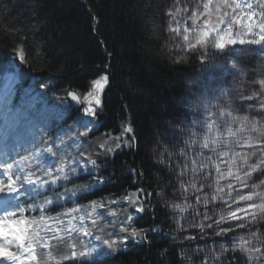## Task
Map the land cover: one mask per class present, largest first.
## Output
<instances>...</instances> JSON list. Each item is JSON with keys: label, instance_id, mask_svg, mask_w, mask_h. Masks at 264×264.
Masks as SVG:
<instances>
[{"label": "trees", "instance_id": "trees-1", "mask_svg": "<svg viewBox=\"0 0 264 264\" xmlns=\"http://www.w3.org/2000/svg\"><path fill=\"white\" fill-rule=\"evenodd\" d=\"M158 2L0 0V163L5 157L10 163L47 146L43 141L51 144L54 140L60 148L56 157L45 154V171L54 170L61 158L80 159L81 152L90 154L102 165L93 169L91 175L81 171L69 181H60L53 190L41 195L21 196L20 207L26 209L24 216L38 219L44 198L55 199L54 193H58L65 199L48 205L43 212L45 217H57L92 200H104L107 204L112 199L119 201L108 205L120 214L119 220L132 215L133 227L155 229L147 232V242L130 239L114 255L72 261L61 258L70 253V244L75 243L80 250L81 234H64L63 229L69 227L67 216L60 217L62 225L46 220L53 231L40 233L42 243L47 242L49 247L36 246L37 264H57V261L61 264H205V261L214 264V254L222 246L231 249L237 244L228 236H209L212 229L201 232L199 227H193L211 223L217 230L214 221L227 213L221 209V199L212 202L213 195L221 197V192L215 189L218 163L201 147L207 136L206 127L200 123L196 92L189 83L204 62L198 61V56H191L186 63H175L160 55L158 41L163 32V14ZM18 47L23 48L24 63L15 52ZM105 75L108 82L99 96L98 122L89 137L78 140L75 134L83 130L78 121L92 118L82 113L83 105L79 109L72 107L66 93L73 90L83 98L92 90V81ZM126 123L133 129L134 147L128 142L130 146H122L115 154L99 149L98 144L106 134L120 137ZM179 129L184 130L183 135L178 133ZM193 139L196 144H190ZM184 166L183 175H191L189 181L196 188L203 186L200 192L191 186L195 194L187 192V199L182 198L184 186L177 180L178 173L175 174V169ZM30 170L41 179H48L35 162ZM97 179L105 183L96 184ZM90 181L95 186L86 192L75 197L66 192ZM137 189H143L138 194V203L145 207L141 213L135 211L136 205L123 199ZM205 196L210 201L207 206L203 203ZM33 204L35 208L28 207ZM173 204L180 207H169ZM98 211L104 212L111 225L115 218L107 214V208ZM82 214H72L77 217L73 221L77 227L81 226L78 218ZM205 216L211 219L206 220ZM263 223L238 228L237 232L245 238H250V232L264 236ZM99 224L104 227L105 221L102 219ZM83 226L90 236L102 233L87 219ZM57 228H61L59 234L63 239H51ZM116 229L119 230L118 225ZM179 232H191L196 239L190 244L181 241ZM254 244L261 246L259 242ZM224 255L228 258L225 264L232 261L233 255L237 259L232 264H246L240 252L229 251ZM49 257H53V262Z\"/></svg>", "mask_w": 264, "mask_h": 264}, {"label": "snow or ice", "instance_id": "snow-or-ice-1", "mask_svg": "<svg viewBox=\"0 0 264 264\" xmlns=\"http://www.w3.org/2000/svg\"><path fill=\"white\" fill-rule=\"evenodd\" d=\"M177 2H179V0H177ZM189 12L190 15L183 16L184 23L181 24L177 16H180L181 13ZM168 14L173 17V21L169 23V30L180 35L182 28L184 42L182 46H186V49L189 51L204 49V56H207L209 49H213L217 52H225L236 44L244 45L247 43L264 45V0H202L201 3H196L191 7L185 6L183 9L178 7L175 13L169 10ZM188 20L191 21V25L187 24ZM173 22L176 24L175 27H173ZM245 37L252 38L245 39ZM15 52L21 63H24L25 56L23 48L18 47L15 49ZM179 62L180 61H177V63ZM201 62L203 63V59ZM233 66L235 67V64H233ZM107 82V75L92 81L96 91H89L83 95V98L76 92H67L66 95L70 97L72 101L83 105V114L92 118L86 121H78L80 127L83 129L82 131L78 130L75 134L78 140L81 137H89L98 122V109L101 108V99L97 93L103 90ZM256 83H259L261 92H264V80H260ZM41 87H44V85H41ZM255 98H259L260 100L259 110L264 111V97L260 96V92L253 91L251 95L240 96L241 100H253ZM213 115L231 117V122L233 123L239 120L242 130L248 129L250 132L257 134L255 137L249 136V141L256 140L257 143L264 144V122H261V120H252L249 122L247 116H234L232 110L228 107L219 108L216 113L208 112L209 117ZM214 124L215 122L208 124L209 130L214 127ZM132 131L133 129L131 126L124 127V133H131ZM183 131V129H179L178 133L183 135ZM229 132H231L230 126ZM56 139H59V137ZM102 139L103 142L99 143L98 147L106 154H115L122 146H130L127 141L122 145L120 137H109L106 134ZM109 140H111V143H109ZM132 140H135L134 136ZM43 143L47 146L36 148L28 155L20 156L19 159H13L10 163L7 157H5L4 162L0 163V193L6 194L0 196V211L3 212V215L0 216V264H37V256L35 255L36 246L49 247L47 242L42 243L43 237L40 233L53 231L45 223L46 220H52L58 225H62L63 221L60 217H69V227L63 229V232L65 235L70 236L73 232H80L82 230L81 227H77V225L73 223V221L77 220V217L72 214L79 212L83 213L78 218L81 226L84 225L87 219L90 221L92 227L104 232L105 227H108L109 224L105 218L104 212L98 211V209L107 208V214L115 218L111 222L112 231L108 233L111 238L101 241L100 236L95 237V239L101 241L103 245V248H101L99 252H97L95 246L89 250L83 241H81L80 250H77L78 246L75 243L70 244V253L64 255L61 258L62 260L80 261L82 258L92 257L94 253H96L97 257H104L108 255V252L103 250L104 248L111 252H115L118 245H126L130 239L136 243L147 242V232L155 231V229L133 227L132 215H128L124 221L119 220L120 214L108 206L109 204H118L119 201L117 200L109 199L107 204L104 200H92L89 201L88 205H79L67 209L65 212L59 213L57 217H45L43 212L48 205L65 199V196L54 193L55 199L46 196L43 203L39 205L42 214L38 219L24 216L26 209L20 207L21 200L19 198L21 196L31 197L33 194L37 196L41 195L46 190H53L60 181H69L71 177H75L81 171L91 175L93 169H99L102 166L98 163L96 158H92L90 154L85 155L81 152L80 159L73 158V160L66 161L61 158L54 170L49 168V170L45 171L43 167L45 154L56 157L60 145L56 144L54 140L51 144H48L47 141H43ZM61 143H63V141H61ZM81 143H83V141H81ZM196 143L197 141L195 139L190 141V144ZM227 144L228 141L225 140L224 145L227 146ZM246 146L251 148L253 144L249 142ZM201 147L211 152L218 153L220 163L227 165L226 174L220 168L219 164L216 165V172L219 174L220 179L234 176L232 166L236 164L235 156L239 155V153L232 154L230 151H220L221 143L219 135L212 139L206 136ZM230 155L232 157L231 159H224L230 157ZM168 158L171 159V155H169ZM209 159H211V157H209ZM249 159L250 157L244 156V164H247ZM33 162L39 166V170L43 171L44 176L48 177V179H41V177L36 176V174L30 170L33 166ZM52 162L56 163L55 160ZM159 162L161 164L164 163L163 160ZM261 163H264V161L251 165L249 170L244 172V176L247 179H251L253 173L259 172L264 174V168L260 167ZM66 167L69 168L68 171L65 170ZM202 167H207V165H203ZM26 169L28 171H26ZM184 170H186V166ZM184 170L181 171V175L184 174ZM131 171L135 173L134 169ZM238 172L239 168L237 169V173ZM235 176L237 180H240L238 174H235ZM95 183L103 184L105 181L103 179H97ZM218 183L219 181H217V184ZM94 186L95 185L90 181L84 186L66 189V192H70L71 195L75 197L77 193L86 192ZM191 186L198 192L202 191L203 188V186L196 188L195 184ZM242 186L249 187L246 181H242ZM227 187L229 190H234L231 183H229ZM251 187L253 189L264 188V180L259 184H252ZM216 191L223 192L224 189L217 187ZM141 192H143V189H137V192L123 197L124 201L128 204L136 205L135 211L137 213L145 211L144 205L138 203V194ZM146 195L151 196L152 193H147ZM157 195H162V193H157ZM238 197V200H233V203L238 204L240 201L258 202H253L248 205V208L252 210L251 212L244 208H237L235 211L230 210L227 216L221 215L219 219H216L214 221L216 229H218V231L214 229V234L216 236L225 237L229 232H233L234 228L231 221H245V217H248L246 222L236 225V227L239 228H246L248 225L264 221V190L252 191L246 195H240L238 193ZM217 199L223 200V197H217L216 195L212 196V202H215ZM199 202L200 197L198 196L197 203ZM209 202L207 196H205L203 201L204 205L207 206ZM225 203L227 202L225 201ZM28 207L35 208L36 205H28ZM169 207L179 208L180 206L173 204L169 205ZM186 207H191V205H186ZM230 207L229 205V208ZM181 211H184V209H181ZM238 212H243L244 216L238 215ZM197 215H199V213H197ZM102 219L105 221L104 227H100L99 224V221ZM205 219H211V217L205 216ZM117 225L119 226V233L116 232ZM224 225L227 226L225 227ZM193 227H199L201 232H203L205 228L213 229V224L209 223L205 225L201 223L199 225H193ZM60 232L61 228H57L51 239H63V236L59 234ZM84 235L87 236L89 233L84 231ZM249 236L250 238H245L243 236L237 238L234 236L233 240L235 241L238 239L239 243L231 249L222 246L221 251L214 254V264L215 262L225 264L228 258L224 254L229 251L232 253L240 252L247 259L248 264H260L261 261H264V236L258 235L257 232H250ZM187 239L194 240L196 237L189 236ZM254 241L259 242L261 246L256 247ZM236 259L237 257L233 255L232 261ZM232 261H229V264H232ZM57 264H61V262L57 261ZM205 264H207V261H205Z\"/></svg>", "mask_w": 264, "mask_h": 264}, {"label": "rangeland", "instance_id": "rangeland-1", "mask_svg": "<svg viewBox=\"0 0 264 264\" xmlns=\"http://www.w3.org/2000/svg\"><path fill=\"white\" fill-rule=\"evenodd\" d=\"M201 2L202 0H179V2H177V0H159L158 4L163 14V32L158 41V51L163 58L175 63H177V61H180L179 63H186L190 60L191 56H198V61H202L203 59L204 63L201 64L202 68L198 69V72L193 75L191 81L189 82L190 86L193 87L194 92L197 94H195L194 99L196 100L197 105L200 107V123L206 127V135L210 139L219 135L221 143L220 151H230L232 154L239 153V155L235 156L236 164L232 166V171L234 173L233 177L220 179L219 174L217 173L216 182L219 181L217 187L224 189V191L221 192V197H223V200H221V209L222 211L226 209L227 213L230 210L235 211L237 208H244L251 212L252 210L248 208V205L258 201H240L237 204L233 203V200H238V193L240 195H246L252 191L264 190V188L253 189L251 187L252 184H259L262 180H264V174L259 172L253 173L251 179H247L244 176V172L248 171L251 165L264 161V144L257 143L256 140L249 141V136L255 137L257 134L250 132L248 129L242 130L240 128L239 120L233 123L231 122V117H219L217 115L209 117L208 112H214L215 109L217 112L219 108L228 107L232 110V114L234 116H247L249 118V122L252 120H261V122H264V111L259 110V98H255L253 100L240 99L241 95H251L253 91L260 92V96L264 97V92H261L259 83H256L260 80H264V45L247 43L244 45L236 44L231 46V48L225 52H217L213 49H209L207 56H204V49L194 51L187 50L186 46H182L184 45L182 28L180 35H177L175 32L169 30V23L170 21H173V17L168 13L169 10L175 13L176 8L178 7L183 9L185 6L191 7L196 3ZM186 15H190V12L181 13L180 16H177V19L181 21V24L184 23L183 16ZM187 24L191 25V21L188 20ZM175 26L176 24L173 22V27ZM251 38L252 37H245V39ZM233 64H235V67ZM91 91H96L94 85ZM100 93L101 91L97 94L100 96ZM213 122H215L214 127L209 130L208 124ZM125 126H129V124L126 123L122 127L123 133L120 138L122 139V137H125L124 141L121 142L122 145L125 141H132V132L124 133ZM229 126L231 128V132H229ZM225 140L228 141L227 146L224 145ZM249 142L253 144V147L250 148L246 146ZM209 152L211 153L210 156L216 159V163L219 164L220 168L226 174L227 165L220 163L218 159V153L211 151ZM244 156L250 157L247 164H244ZM231 158L232 157L230 155V158L226 157L224 159L228 160ZM260 167L264 168V163H261ZM184 168L185 166L181 169H175V174L178 173L177 180H179L180 184L184 186L182 198L184 197V199H187L188 193L195 194V190H190L191 185L194 184V182L189 181L192 179V176H181V171ZM238 168L239 172L237 173ZM235 174L240 176V180L236 179ZM188 181L189 183L187 184ZM242 181H246L249 187H243ZM229 183H231L234 188V190H230V194L226 192L229 190L227 187ZM217 187H215V189H217ZM0 196L4 195L0 193ZM225 201L227 203H225ZM229 205L231 206L230 208ZM227 213H225L224 216H227ZM2 215L3 213L0 211V216ZM238 215L244 216V213L238 212ZM246 218L248 217H245V219ZM231 223L233 225L234 231L229 232L227 236L229 238H233L234 236L237 238L240 237V233L237 232L239 227H236V225L239 224V221H231ZM261 223H263V221ZM224 226L226 227L227 225ZM79 227L82 228L79 233L81 234L83 242L87 245L89 250L95 246L97 248V252H99V250L103 248L101 241L103 239L111 238L108 235V233L112 231L111 225L105 227L104 232L99 233L101 241H97L95 239V237L98 235L90 236V232H88L84 226ZM176 227L182 231L180 227ZM84 231H87L89 235L85 236ZM116 232L119 233V230L116 229ZM179 234L181 241H186L189 244L194 241L187 239L189 236L195 237V234L191 232H179ZM209 236H216L214 234V229L211 230V234ZM236 243H239L238 239L236 240ZM125 246L126 245H118L116 251H118L120 248H125ZM103 250L108 252L107 256L114 255L116 252H111L106 248ZM93 258L102 257H97L96 253H94L92 257L82 258L81 260H90ZM49 260L53 262L54 259L53 257H49ZM246 264H248L247 259ZM260 264H264V261H261Z\"/></svg>", "mask_w": 264, "mask_h": 264}, {"label": "water", "instance_id": "water-1", "mask_svg": "<svg viewBox=\"0 0 264 264\" xmlns=\"http://www.w3.org/2000/svg\"><path fill=\"white\" fill-rule=\"evenodd\" d=\"M96 21V19H94V22ZM106 53V52H105ZM107 54V53H106ZM108 56H109V58H110V55L109 54H107ZM69 91H72V92H75V91H73V90H69ZM68 91V92H69ZM67 94V93H66ZM66 97H67V99H68V101H69V103L72 105V107H74V108H77V109H79V108H81V104H78V103H76L75 101H72L71 100V98L70 97H68L67 95H66ZM83 109V108H82ZM82 112H83V110H81ZM132 134H133V136H134V132L132 131Z\"/></svg>", "mask_w": 264, "mask_h": 264}]
</instances>
